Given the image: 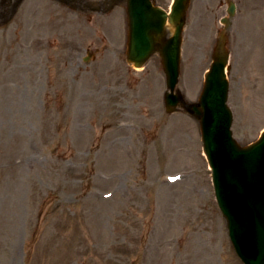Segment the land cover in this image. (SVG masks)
<instances>
[{
	"label": "rangeland",
	"instance_id": "374dc122",
	"mask_svg": "<svg viewBox=\"0 0 264 264\" xmlns=\"http://www.w3.org/2000/svg\"><path fill=\"white\" fill-rule=\"evenodd\" d=\"M14 3L0 0V264H242L199 123L166 112L160 55L127 63L122 16ZM257 29L264 0H192L184 30L178 87L190 102L225 33L242 146L264 130Z\"/></svg>",
	"mask_w": 264,
	"mask_h": 264
},
{
	"label": "water",
	"instance_id": "95a60500",
	"mask_svg": "<svg viewBox=\"0 0 264 264\" xmlns=\"http://www.w3.org/2000/svg\"><path fill=\"white\" fill-rule=\"evenodd\" d=\"M189 3L190 0H175L169 15L130 0L127 59L140 68L154 53H160L167 77V112H176L181 106L199 120L204 152L212 168L217 202L227 221L232 247L243 264H264V133L247 147L233 138V115L227 106L229 54L223 38L214 52L199 101L187 102L178 89ZM234 12L232 5L229 14ZM167 22L173 26L174 35L165 40Z\"/></svg>",
	"mask_w": 264,
	"mask_h": 264
},
{
	"label": "flooded vegetation",
	"instance_id": "af4514ba",
	"mask_svg": "<svg viewBox=\"0 0 264 264\" xmlns=\"http://www.w3.org/2000/svg\"><path fill=\"white\" fill-rule=\"evenodd\" d=\"M49 1L58 4L62 2L66 4H70V2L73 1H77L79 2V4L83 3L84 6L82 7V9H88V11L92 13V18L114 19L121 16L127 17L126 5L128 0H49ZM152 1L153 3L154 2L159 3L158 0H152ZM162 1L167 2V0H162ZM119 9L122 11H120ZM74 12L76 13V11ZM103 22H107V21L103 20Z\"/></svg>",
	"mask_w": 264,
	"mask_h": 264
},
{
	"label": "bare ground",
	"instance_id": "6f19581e",
	"mask_svg": "<svg viewBox=\"0 0 264 264\" xmlns=\"http://www.w3.org/2000/svg\"><path fill=\"white\" fill-rule=\"evenodd\" d=\"M260 36L257 40H258V48H262V46H264V31L261 30V29H257L256 32L254 31L252 34H251V37L253 41H255V37L256 36ZM264 62V60H263ZM263 62H258L259 65L261 66V64H263Z\"/></svg>",
	"mask_w": 264,
	"mask_h": 264
}]
</instances>
